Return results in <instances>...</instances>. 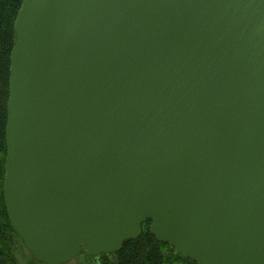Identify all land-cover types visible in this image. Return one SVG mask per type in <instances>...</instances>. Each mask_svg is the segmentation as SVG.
<instances>
[{
    "label": "water",
    "instance_id": "1",
    "mask_svg": "<svg viewBox=\"0 0 264 264\" xmlns=\"http://www.w3.org/2000/svg\"><path fill=\"white\" fill-rule=\"evenodd\" d=\"M3 197L41 264L149 233L264 264V0H22Z\"/></svg>",
    "mask_w": 264,
    "mask_h": 264
},
{
    "label": "trees",
    "instance_id": "2",
    "mask_svg": "<svg viewBox=\"0 0 264 264\" xmlns=\"http://www.w3.org/2000/svg\"><path fill=\"white\" fill-rule=\"evenodd\" d=\"M21 2L22 0H0V264H17L12 246L17 242L23 246L11 227L3 197L10 53L15 41L13 25ZM149 225V220L143 222L140 236L134 240H125L118 252L100 254L97 257L80 255L78 258H88L93 264H197L168 244L158 242L149 233ZM78 258L74 261H78ZM26 264L41 263L29 253Z\"/></svg>",
    "mask_w": 264,
    "mask_h": 264
},
{
    "label": "rangeland",
    "instance_id": "3",
    "mask_svg": "<svg viewBox=\"0 0 264 264\" xmlns=\"http://www.w3.org/2000/svg\"><path fill=\"white\" fill-rule=\"evenodd\" d=\"M12 247L13 254L15 255V258L17 260V264H26L27 259L29 258V252L22 245H20L19 242L15 243ZM67 264H93V261H90L88 258L84 259L83 257H80L78 258V261L72 260Z\"/></svg>",
    "mask_w": 264,
    "mask_h": 264
}]
</instances>
